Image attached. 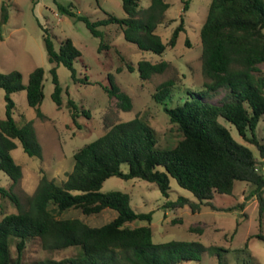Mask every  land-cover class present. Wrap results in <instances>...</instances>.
<instances>
[{"label":"trees","instance_id":"trees-1","mask_svg":"<svg viewBox=\"0 0 264 264\" xmlns=\"http://www.w3.org/2000/svg\"><path fill=\"white\" fill-rule=\"evenodd\" d=\"M36 1L31 0L32 4ZM120 1L124 17L104 13L102 19L95 21L74 13L70 6L55 4L57 10L68 17L82 21L93 37L101 38L98 27L113 24L119 27L126 42L141 51L161 55L166 46H174L178 33L183 30L181 17L166 43L155 34L157 25L171 22L165 20L164 12L168 7L165 0H149L144 9L138 7L137 0ZM189 1L182 2V11L187 10ZM6 21L7 13L2 3L0 24ZM38 26L42 30L47 61L51 64L49 73L53 91L50 96L56 107H60L61 87L55 67L64 66L74 82L80 81L75 78L73 67L80 52L70 38L59 39L47 28ZM263 30L264 0H210L199 30L203 78L200 88H186L181 97L178 96V102L171 106L167 104L172 101L175 86L171 78L158 83L151 94L154 102L163 104L162 110L178 139L165 147L157 144L155 131L143 115L105 124L99 136L72 152V167L62 182L55 184L41 173L26 208H21L14 193L8 195L17 212L0 218V264H24L22 252L26 242L32 239H38L42 248L48 251L76 250L68 257L46 258L32 264H181L200 260L204 248L197 242L153 243L148 226L150 213L135 212L124 192L100 191L102 182L112 176L153 183L164 197L169 190L168 178H173L180 188L191 193L194 200L179 196L167 201L164 207L187 206L191 212L201 206L215 211L240 210L243 203L228 207L212 203L215 196L230 195L234 183L240 181L252 188L249 196L257 202L260 224L264 213V173L257 171L250 148L235 141L219 119L233 125L237 135L264 157V145L256 136L257 125L264 117V70L259 68L264 64ZM53 39L58 41L57 49ZM102 46L106 47L100 41L98 51ZM126 66L130 71L133 69ZM167 67L168 62L164 60L152 63L141 59L136 63L138 79L145 82L153 75L163 73ZM42 80L40 67L28 73L25 84L18 71L0 73V89L5 94L4 117L0 118V170L11 185L21 177L20 167L10 155L16 142L28 156L41 159L42 151L32 122L19 125L12 117L14 104L9 94L24 90L27 106L35 109L39 119H44L39 110L43 99ZM85 80L84 76V84ZM106 80L102 89L107 97L115 98L121 111H129L128 95L118 88L111 74L106 75ZM66 107L74 121L78 116L77 107L70 99H67ZM81 113L88 116L83 108ZM69 209H78L85 216L105 209L116 214L100 226H89L78 218H58L57 215ZM137 220L145 221L147 225H128ZM253 237L264 243L263 234L256 233ZM11 246L15 256L11 255Z\"/></svg>","mask_w":264,"mask_h":264},{"label":"rangeland","instance_id":"rangeland-1","mask_svg":"<svg viewBox=\"0 0 264 264\" xmlns=\"http://www.w3.org/2000/svg\"><path fill=\"white\" fill-rule=\"evenodd\" d=\"M183 1L185 0H165L168 4L164 12L165 20L171 22L168 25H157L155 34L162 43H166L171 31L180 22V17L183 30L178 33L173 47L166 46L163 53L157 55L141 51L126 42L119 27L113 24L98 27L101 38L93 37L82 21L68 17L57 10L55 4L70 6L74 13L95 21L102 19L104 13L124 17L120 0H37L35 4L31 0H0V6L3 3L7 13V21L0 24V73L18 71L21 82L25 84L27 75L33 68H42L43 99L39 110L45 117L39 119L35 109L27 106L24 90L9 94L14 104L12 117L19 125L26 121L32 122L42 157L39 159L28 156L16 142L10 155L20 167L21 177L11 185L9 178L0 170V218L17 212L8 196L11 192L17 196L21 208L27 207L28 197L38 184L41 173H45L55 184L62 182L72 167V152L99 136L104 131L105 124L143 115L155 131L157 144L165 147L178 139L177 132L162 110L163 104L154 102L151 94L158 83L171 78L175 83L172 101H166L171 106L178 102V96L181 97L186 88L198 90L203 81L200 73L199 30L210 0H190L186 11H182ZM137 2L141 9L149 5V0ZM38 24L59 39L70 38L80 52V58L73 62L75 78L80 81L74 82L64 66L55 67L61 87L60 107H56L50 96L53 91L49 73L51 64L46 58L42 30ZM52 41L57 49L58 41ZM100 41L106 47L102 46L98 51ZM141 59L152 63L164 60L168 62V67L163 73L141 82L136 71V63ZM127 64L133 68L131 71ZM259 68L264 70V64L259 65ZM107 74L112 75L114 83L130 98L129 111H121L115 98H108L103 91L102 86L107 84ZM84 76L85 84L82 81ZM4 95V91L0 89V118L4 117ZM67 99L72 100L77 107L78 116L74 121L66 107ZM82 108L88 112V116L81 113ZM219 122L235 141L250 148L255 157L257 171L264 173V157L259 155L257 149L241 139L233 125L222 119ZM256 136L264 145V117L257 125ZM122 169L125 170V166ZM168 187L167 197H164L153 183L112 176L102 182L100 191L124 192L135 212L150 213L148 226L153 243L194 241L203 246L200 260L181 264H264V243L253 237L256 233L264 235V213L259 224L257 202L254 197L249 196L251 187L236 181L230 195L215 196L212 200L214 205L221 207L243 203L240 210L215 211L201 206L195 212H191L187 206L164 207L167 201L175 200L179 196L194 200L191 193L180 188L173 178H168ZM115 214V211L105 209L98 214L85 216L78 209H69L57 216L78 218L89 226H100L110 221ZM136 224L147 225L145 221L138 220L128 223L130 227ZM75 251L73 248L48 251L42 248L38 239H32L26 242L21 261L32 264L46 258L58 260L73 255ZM10 252L15 256L13 246L10 247Z\"/></svg>","mask_w":264,"mask_h":264}]
</instances>
